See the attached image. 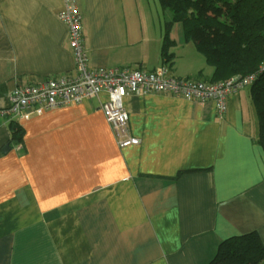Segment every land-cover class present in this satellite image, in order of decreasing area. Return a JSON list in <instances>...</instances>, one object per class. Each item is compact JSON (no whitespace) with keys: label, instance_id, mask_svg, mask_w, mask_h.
<instances>
[{"label":"crops","instance_id":"obj_1","mask_svg":"<svg viewBox=\"0 0 264 264\" xmlns=\"http://www.w3.org/2000/svg\"><path fill=\"white\" fill-rule=\"evenodd\" d=\"M77 2L92 69L167 65L179 79L211 81L183 31L168 38L174 59L163 58L170 16L159 0ZM63 9L64 0H0V111L16 87L74 74ZM102 100L19 121L0 114V264H210L232 237L257 232L264 243L250 87L230 96L224 119L212 101L132 94L124 106L141 144L127 148Z\"/></svg>","mask_w":264,"mask_h":264},{"label":"built area","instance_id":"obj_2","mask_svg":"<svg viewBox=\"0 0 264 264\" xmlns=\"http://www.w3.org/2000/svg\"><path fill=\"white\" fill-rule=\"evenodd\" d=\"M69 32V45L75 59L74 74L53 76L44 81L16 87L9 95V106L0 111L9 120L42 116L45 112L85 100L100 99L101 109L111 126L120 148L140 145L131 135L129 114L124 106L132 94H167L189 101L214 102L218 115L225 118L230 96L250 87L255 76L233 77L211 83L175 77L168 66L149 72L129 67L92 69L84 36L83 16L77 0H64L59 14Z\"/></svg>","mask_w":264,"mask_h":264},{"label":"trees","instance_id":"obj_3","mask_svg":"<svg viewBox=\"0 0 264 264\" xmlns=\"http://www.w3.org/2000/svg\"><path fill=\"white\" fill-rule=\"evenodd\" d=\"M159 2L173 14L167 28L182 22L187 38L195 42L214 68L211 83L255 76L250 88L259 119V143L264 151V0ZM165 42L163 58L168 64L174 59L169 52L173 42L168 37ZM10 130L12 141L21 142L23 131L16 122L10 123ZM210 264H264V243L257 232L232 237L219 246Z\"/></svg>","mask_w":264,"mask_h":264},{"label":"rangeland","instance_id":"obj_4","mask_svg":"<svg viewBox=\"0 0 264 264\" xmlns=\"http://www.w3.org/2000/svg\"><path fill=\"white\" fill-rule=\"evenodd\" d=\"M140 1V0H139ZM142 2H143V4H145V2H146V0H141ZM149 2V1H148ZM141 8H142V6H141ZM151 8V15H153V8H152V6L150 5V2H149V5L147 4V2H146V9H147V11L149 10ZM165 14H166V16L167 17H169L170 16V21L169 22H172L173 21V14H172V12H171V10H165ZM169 22H167V23H169ZM166 23V24H167ZM172 26V27H171ZM170 26V28H167V25H165V32L166 33H168L169 34V37L168 38H170V36H171V33L173 32V33H178V32H182L183 31V33H186L185 32V26H184V24L182 23V22H175V23H173L172 25ZM171 39V38H170ZM173 47V46H172ZM203 55V54H202ZM203 57H204V63H205V66H206V70L208 71V72H210L211 71V68H213L212 66H210L208 63H207V60H206V58H205V56L203 55ZM206 61V62H205ZM207 63V64H206ZM211 67V68H210Z\"/></svg>","mask_w":264,"mask_h":264},{"label":"water","instance_id":"obj_5","mask_svg":"<svg viewBox=\"0 0 264 264\" xmlns=\"http://www.w3.org/2000/svg\"><path fill=\"white\" fill-rule=\"evenodd\" d=\"M10 150H11L10 145H6L5 148L3 149V153L7 154L8 152H10Z\"/></svg>","mask_w":264,"mask_h":264}]
</instances>
